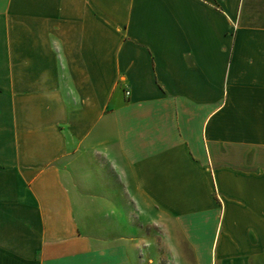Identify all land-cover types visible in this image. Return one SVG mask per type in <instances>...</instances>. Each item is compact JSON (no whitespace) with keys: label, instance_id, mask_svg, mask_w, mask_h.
<instances>
[{"label":"crops","instance_id":"crops-1","mask_svg":"<svg viewBox=\"0 0 264 264\" xmlns=\"http://www.w3.org/2000/svg\"><path fill=\"white\" fill-rule=\"evenodd\" d=\"M111 150L169 260L264 264V0H0V264H143Z\"/></svg>","mask_w":264,"mask_h":264},{"label":"rangeland","instance_id":"rangeland-1","mask_svg":"<svg viewBox=\"0 0 264 264\" xmlns=\"http://www.w3.org/2000/svg\"><path fill=\"white\" fill-rule=\"evenodd\" d=\"M96 171L101 178V185L106 188L116 189L120 193L117 198L121 210L126 211L133 224V236L142 238V245L138 246L136 262L145 264H193L192 261L169 260L166 254L168 248H172L174 238L178 237L173 229L171 219L166 215L159 214L156 207L149 204L142 206L139 199L131 198L126 193L124 182L115 174L111 159L121 161L116 150L107 154L92 153ZM98 207V205H96ZM143 208V209H141ZM113 213H97L99 220L108 221ZM178 239V238H177ZM165 240L166 245L162 242Z\"/></svg>","mask_w":264,"mask_h":264},{"label":"built area","instance_id":"built-area-1","mask_svg":"<svg viewBox=\"0 0 264 264\" xmlns=\"http://www.w3.org/2000/svg\"><path fill=\"white\" fill-rule=\"evenodd\" d=\"M127 94H128V92H127Z\"/></svg>","mask_w":264,"mask_h":264}]
</instances>
